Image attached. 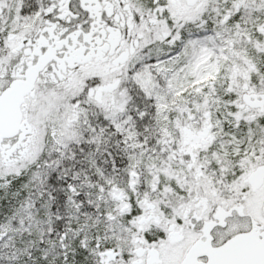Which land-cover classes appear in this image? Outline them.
I'll list each match as a JSON object with an SVG mask.
<instances>
[{"label":"snow or ice","instance_id":"6c2138e0","mask_svg":"<svg viewBox=\"0 0 264 264\" xmlns=\"http://www.w3.org/2000/svg\"><path fill=\"white\" fill-rule=\"evenodd\" d=\"M0 264H264V0H0Z\"/></svg>","mask_w":264,"mask_h":264}]
</instances>
